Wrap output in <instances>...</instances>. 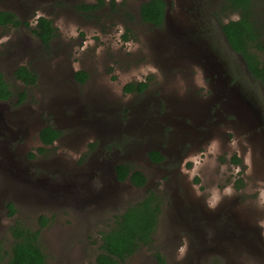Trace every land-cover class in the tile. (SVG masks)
<instances>
[{
    "label": "rangeland",
    "instance_id": "1",
    "mask_svg": "<svg viewBox=\"0 0 264 264\" xmlns=\"http://www.w3.org/2000/svg\"><path fill=\"white\" fill-rule=\"evenodd\" d=\"M143 1L102 0L87 13L79 7L97 0H0L30 24L0 26V73L25 93L0 102V240L8 248L20 223L40 230L46 264H87L115 216L151 190L163 202L153 244L120 264H157L154 253L165 264H264V90L219 29L237 15L221 14L223 0H166L155 29L138 17ZM253 1L263 15L264 0ZM38 16L55 27L49 50L30 30ZM20 65L36 72L34 86L13 77ZM129 82L147 89L124 94ZM241 93L231 122L214 115L216 97ZM195 106L196 118L180 116ZM43 126L61 136L37 150ZM151 150L163 162L153 165ZM123 162L145 187L116 180Z\"/></svg>",
    "mask_w": 264,
    "mask_h": 264
},
{
    "label": "trees",
    "instance_id": "2",
    "mask_svg": "<svg viewBox=\"0 0 264 264\" xmlns=\"http://www.w3.org/2000/svg\"><path fill=\"white\" fill-rule=\"evenodd\" d=\"M102 4V0H97ZM252 0H224L223 9H231L238 12V20L221 24L220 29L235 53L242 56L246 68L253 79L264 86V61L259 60L258 53H264V18L251 6ZM98 5H82L83 10L96 8ZM165 4L163 0H149L139 7L140 19L144 22L158 26L162 23ZM19 21L10 12L0 11V26H19ZM51 22L41 17L37 21L33 34L41 42L44 48L55 36ZM13 77L25 86L35 85L37 77L26 66L20 65L13 71ZM79 81H83L82 73H77ZM147 84L144 82L130 83L125 85L124 92H143ZM18 98L20 104L25 99L24 92L14 93L2 73H0V101H8L13 96ZM59 132L52 126H46L39 132V139L44 145L51 144L57 138ZM42 150V148L40 149ZM32 157V155H30ZM150 160L161 161L163 156L152 151L148 154ZM232 161L239 162L236 157ZM118 181H124L129 177L130 182L137 187L144 184L145 179L141 172L134 171L129 164H119L114 168ZM131 172V174H130ZM9 215L15 213L13 205H7ZM162 196L149 190L138 202L126 207L120 214L115 216L112 226L101 233L99 252L92 262L87 264H120L126 258L136 254L142 248H151L154 235L157 231L160 215L162 212ZM41 225L46 224V218L39 219ZM11 242L5 247L0 240V264H46L45 255L39 242L40 230H32L20 223L9 227ZM157 264H165L164 258L159 253H154Z\"/></svg>",
    "mask_w": 264,
    "mask_h": 264
},
{
    "label": "flooded vegetation",
    "instance_id": "3",
    "mask_svg": "<svg viewBox=\"0 0 264 264\" xmlns=\"http://www.w3.org/2000/svg\"><path fill=\"white\" fill-rule=\"evenodd\" d=\"M146 1H149V0H145V1H143L141 4H143L144 2H146ZM164 1V4H165V9H164V16H163V18H162V23L160 24V25H158V26H154L152 23H149V22H144V21H142L141 19H140V15H139V11H138V17H139V19H140V21L142 22V23H144V24H146V25H148V26H151L152 28H155V29H158V28H161V27H163L164 26V24H165V22H166V20H167V13H168V2L166 1V0H163ZM98 2V1H97ZM97 2H95L94 4L93 3H90V4H84V5H98L96 8H94V9H90V10H83L82 8H81V6L79 7L80 8V10L82 11V12H87V13H92V12H95V11H97V10H99V8L102 6V4H99V3H97ZM255 2L252 0V2L250 3L251 4V6H254V9L253 10H255L256 11V9H255V4H254ZM140 4V5H141ZM140 5H139V7H140ZM223 6H225V4H224V0L222 1V3H221V6H220V12H221V14H236L237 15V17H236V19H229L227 22H222L221 24H226V23H228L229 21H234V20H238L239 18H240V16H239V13L238 12H234V11H232L230 8L229 9H223ZM139 7H138V10H139ZM188 7V6H187ZM187 10H188V8H187ZM257 12V11H256ZM259 13V12H258ZM194 16H196V15H194ZM41 17H44V16H38V17H36V21H35V24H34V26L33 27H31L30 28V30H31V32H32V34H33V30L36 28V25H37V21H38V19L39 18H41ZM260 17L261 18H264V14L263 15H260ZM15 18H16V20L17 21H19V26L18 27H14V26H10V25H7V26H1V27H12V28H20V27H23V26H28V25H30V24H27L22 18L21 19H19L18 17H17V15H15ZM44 18H46V19H48L50 22H51V20L49 19V18H47V17H44ZM264 20V19H263ZM200 23H202V28H201V32H204V22H200ZM51 24H52V26H53V23L51 22ZM220 24V25H221ZM54 27V26H53ZM54 29H55V27H54ZM219 29H220V27H219ZM221 30V29H220ZM54 32H55V30H54ZM222 32V31H221ZM34 35V34H33ZM222 35H223V33H222ZM35 36V35H34ZM36 37V36H35ZM55 37V36H54ZM223 38H224V41H225V37H224V35H223ZM53 40V39H52ZM51 40V41H52ZM38 41H39V39H38ZM40 42V41H39ZM40 44H41V42H40ZM50 45H51V42L49 43ZM227 44V43H226ZM50 45H49V47L48 48H44V46L41 44V46L45 49V50H49V48H50ZM229 48H230V46H229ZM231 49V48H230ZM199 50H202V53L203 54H210V52H207L206 50H207V48H204V49H202V47L200 46V48H199ZM232 50V49H231ZM196 51V48H195V46L193 47V52H195ZM196 54H200L199 52L198 53H196ZM237 54V56H239L240 58H241V60H242V64H243V66H244V68H245V70L244 71H246L245 72V74H246V76L247 77H249V78H251V81H252V76L250 75V73H249V71L247 70V68H246V63H245V61L243 60V58H242V56L240 55V54H238V53H236ZM259 54V60L260 61H263V59L262 58H260V54H264V53H258ZM215 59V58H214ZM216 60V59H215ZM219 61L217 60V61H215L214 63L215 64H217ZM28 68V67H27ZM29 69V68H28ZM29 70H31V69H29ZM32 71V70H31ZM35 75H36V77H37V80H36V83H37V81H38V76H37V74H36V72L35 71H32ZM77 73H82L83 74V76H84V79H83V81H79L78 79H77V77H76V74ZM87 78H88V74L84 71V69H82V68H78V69H75V74H74V81H76L77 83H79V84H84L85 82H86V80H87ZM16 80V79H15ZM255 80V79H254ZM18 81V80H17ZM220 80L219 79H217L216 80V82L218 83ZM261 87H262V89L264 90V86L263 85H261L260 84V82L259 81H257V80H255ZM20 82V81H19ZM22 83V82H21ZM35 83V84H36ZM130 83H132V82H129V83H127V84H130ZM145 84H147L146 82H144ZM23 84V83H22ZM127 84H125V85H127ZM221 84V86H223L224 84H226V83H220ZM24 85V84H23ZM125 85L123 86V92H124V87H125ZM25 86V85H24ZM32 86H34V85H32ZM30 87V86H29ZM147 89V87L145 88V90ZM144 90V91H145ZM143 91V92H144ZM143 92H140V93H143ZM132 93H139V92H130V93H126V92H124V94H132ZM247 93L248 92H245L244 91V94L245 95H247ZM15 96V95H14ZM13 96V97H14ZM16 97V96H15ZM11 99V98H10ZM9 99V100H10ZM237 99H242V100H246V98L242 95V93L240 94V96H235V95H232V94H226V95H224V96H218V97H216V100H214V105H213V107H214V115H216V116H222V119H225V121H226V123L227 122H231L232 121V118L231 117H229V114H231V113H234V111L232 110V108L229 106L230 105V102L231 101H233V100H237ZM254 102H256L255 101V98L254 99H252ZM18 101V98L16 97V102ZM0 102H6V101H0ZM241 103H243V105L244 104H247L248 103V101H242ZM238 105H240V102L238 103ZM198 110H199V108H198V106H195V109L193 110V111H186V112H183V113H181V115L180 116H183V117H188L189 119H191L192 120V118H196V116H198ZM200 115H201V113H200ZM262 118H261V123H262ZM195 124H199L198 122H196V121H193ZM259 122H260V120H259ZM262 126H263V129H262V131L264 132V123H262ZM44 128V126L41 128V129H43ZM40 129V130H41ZM55 130H57L58 132H59V135L57 136V138L56 139H54V141L51 143V144H49V145H44L41 141H40V139H39V135H38V140H39V143H40V148L39 147H37V150H40L41 149V147L42 146H51V145H53V144H55L58 140H59V138H60V136H61V133H60V130H58V129H56L55 128ZM40 132V131H39ZM263 143H264V140H263ZM152 151H155V152H158L157 150H151L150 152H152ZM150 152H148V154L150 153ZM160 155H162L160 152H158ZM32 158V157H31ZM149 158V157H148ZM164 158V157H163ZM150 159V158H149ZM164 160V159H163ZM163 160H161V161H153V160H150L152 163H153V165H157V164H159V163H161V162H163ZM120 164H128V163H125V162H123V163H120ZM117 165H119V164H116V166ZM129 166L131 167V165L129 164ZM115 168V167H114ZM133 168V167H132ZM133 170L134 171H138V172H141V171H139V170H136V169H134L133 168ZM142 173V172H141ZM114 174H115V171H114ZM130 174H131V172H130ZM142 175H143V173H142ZM143 177H144V179H145V182H144V184L142 185V186H140V187H137V186H134L131 182H130V180H129V177H127L124 181H119L120 183L121 182H128L131 186H133V187H136V188H143V187H145L146 186V184H147V180H146V178H145V176L143 175ZM115 178H116V174H115ZM116 180H117V178H116ZM118 181V180H117Z\"/></svg>",
    "mask_w": 264,
    "mask_h": 264
},
{
    "label": "water",
    "instance_id": "4",
    "mask_svg": "<svg viewBox=\"0 0 264 264\" xmlns=\"http://www.w3.org/2000/svg\"><path fill=\"white\" fill-rule=\"evenodd\" d=\"M225 42L227 43L226 39H225ZM227 45H228V43H227ZM228 46H229V45H228Z\"/></svg>",
    "mask_w": 264,
    "mask_h": 264
}]
</instances>
